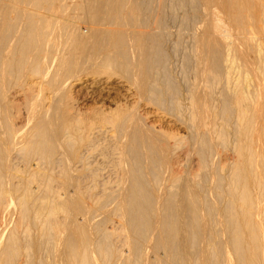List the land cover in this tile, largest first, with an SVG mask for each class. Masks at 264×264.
Wrapping results in <instances>:
<instances>
[{"label": "bare ground", "instance_id": "6f19581e", "mask_svg": "<svg viewBox=\"0 0 264 264\" xmlns=\"http://www.w3.org/2000/svg\"><path fill=\"white\" fill-rule=\"evenodd\" d=\"M82 1H85L83 14L89 16L86 19L100 18L102 7L110 6L111 24H120L126 17H129L130 24H138V0ZM172 1L179 9L192 4V0ZM250 1L202 0L208 18L196 38L195 51L201 63L205 61L209 64L213 84L214 80L217 81L221 76L223 66H227L230 61L227 60L228 57L225 58L227 65H223L221 61V40L224 42L230 38L225 41L226 46L234 48V51L241 55L244 64L249 62V47L257 49L260 55L263 54L260 63L264 62V0L253 3ZM160 3L163 5L164 2L161 0ZM197 3L200 6L199 2ZM60 4L70 11L75 6L82 8L80 0H0V212L5 211L7 202L12 198L15 209L18 208V213L15 211L17 216L13 230L6 236L7 241L3 240L0 245V264H37L31 253L32 244L36 240L37 255L46 250L55 264H264V208L258 212L251 210L254 202L255 206L257 204L253 198L255 195L253 196L251 190V182L256 183L257 175H264V171L259 169V165L264 168V155L259 152L260 149L254 146L257 152L249 145H240L238 161L234 163L233 168L228 166L226 169L229 168L231 173V186L228 187L227 193H224L228 198L225 195L226 198L221 194L217 195V190L214 191L215 196L212 193L202 194L200 188L203 186L199 187L193 178L183 173V161L176 157L181 144L178 135L166 136L164 131H157V128L148 123L147 115L145 114L146 118L140 116L134 108L140 103L135 100L137 91L134 89L135 82H132L136 77L134 63L137 61L134 62L133 59L135 54L131 55L130 41L141 50L139 52L143 54L144 62L140 63L138 60V64H143L147 72L153 67L162 68L165 54L161 48V14L157 13L159 17L154 22L155 31H159L153 30V34L159 35L156 37L149 34L150 37L144 39L146 43L140 37L143 32L140 30L138 33L139 28L135 30L137 33L130 36L122 27L119 30H111V26L109 32L105 29L106 33L98 36L95 24L89 25L88 28L86 26L90 30V33H86L81 25L77 24V20L75 24L69 23L70 19L68 22L63 19L66 23L62 26L59 25L60 22L56 24L53 28L56 31L52 32L51 21L46 16L47 20L44 18L41 22V33L37 34V6H43V9L47 6L53 11L55 6ZM25 6L32 7L34 12L28 11L26 15L24 11L28 8ZM140 8L142 12V6ZM196 8L194 10L197 13ZM63 10L60 9L61 12ZM221 14L225 15L226 19L221 17ZM226 21L231 22L238 30L236 39L230 32L231 25L230 31L227 30ZM21 22L27 24L22 26ZM128 22L126 19V23ZM243 41H247L249 47H244ZM140 53L136 54L140 56ZM88 58L94 59L95 62L89 65ZM230 65L229 68L233 66ZM92 66L96 67L93 71L90 70ZM144 68L142 67V70ZM118 69L120 74L115 72ZM147 72L146 75H149ZM20 75V78L25 75L30 80L31 77L37 79L39 75L53 94L50 106L42 112L43 105L37 102V87L30 85L25 89L26 84L22 89L23 83L19 85V90L16 83L15 88L19 91L16 90L17 92L12 94L23 98L27 110L26 122H22V127L16 125L22 109L9 105L7 101L14 85L12 83ZM117 75H126L125 79L130 82V103L126 106L123 104L122 107L117 106V109L109 114L98 107L99 110L94 109L92 113H88L87 109L85 113L83 108H79L81 99L85 101L93 98L95 94L92 93L95 92L87 90L83 95L81 90L76 92V97L68 94L74 82L83 77L107 76L111 81ZM202 77L204 76L200 77L201 81ZM92 83L97 84L96 80ZM135 87L143 90V87L139 88L137 84ZM90 88L93 89L92 85ZM204 95L200 92L195 98L202 106L200 108H203V114H206L208 109L204 107ZM243 99L245 97L239 94L236 104L240 105ZM231 102L225 101V111L230 109ZM250 107L254 113L259 110L257 104ZM39 110L42 114H37ZM197 112L198 110L194 112L196 114L192 118L193 130L190 129L195 136L189 135L195 138L192 140L195 141L192 142L194 145L191 146H194L199 154L201 165L209 170V167L216 165L212 161L214 143L209 131L207 132V119L197 117ZM254 123L247 125L245 133H251V128L256 127ZM206 126L208 128L202 130V127ZM259 126L257 135H250L253 143L256 142L264 148V124ZM100 156L102 163H98ZM20 162L26 165L33 162L36 171L34 168L27 171L17 169ZM55 169H58V172H55ZM251 177L255 179L250 181ZM57 178L62 182H65V179L70 180L66 182L73 188L71 195L57 191V187L53 186V181ZM34 181L38 183L37 186ZM208 184L207 186L211 183ZM37 230H40L38 234ZM22 240L25 243H21Z\"/></svg>", "mask_w": 264, "mask_h": 264}, {"label": "rangeland", "instance_id": "374dc122", "mask_svg": "<svg viewBox=\"0 0 264 264\" xmlns=\"http://www.w3.org/2000/svg\"><path fill=\"white\" fill-rule=\"evenodd\" d=\"M80 1H81V7L82 8H80L79 6H75L74 8L71 9V11L66 10L61 4H60L61 6L59 5L60 7L55 6V9H53L54 12L52 11V9L47 8V6L44 7V9H43V6H39V7L37 6V12L35 11V13H36V15L41 16V17L37 16V22H38L37 23V26H38L37 27V29H38L37 34H38V32L41 33V29H42V23L41 22L46 16L48 18V20L50 19L49 21H51L50 24H52V25H50V26L52 27V29H51L52 32L56 31V30H53V28L56 24H58L60 22L59 25L62 26L63 23L68 22V20L70 19L69 23H72V22L74 23L77 20L76 21L77 24L79 23L81 25L82 29L86 33H90V30L87 29L88 27H90L89 25L92 24L91 26H94L93 24H95V26H97V27L94 26V28L97 30L96 34L98 36L101 34L104 35L106 32H109L108 29L113 28L111 30H119L120 27H122L125 30L126 34L129 33L131 36V34H135V32L137 33V31H135V30H136V28L137 29L139 28L138 33H140V30H141V33L143 32L142 33L143 35L141 34L140 37L142 38V40H144L145 38H148L150 36H156L157 37V35H159V34H153L154 32L159 31V30L155 31V29H154L155 23L154 22H155V19H157L159 17L158 14H161L160 18L163 21L162 22L163 23V34L165 35L164 36L163 34H160L162 36L161 48H162L163 53L165 54V56H164L165 62L162 65V68L164 70L161 67H159V68L153 67V69L151 71L147 72V70H146V68H144L145 66L143 64H140V65L138 64L139 61H140V63L144 62L143 54L140 53L141 50L132 41H130V44H132V45L129 44L130 45L129 48L132 51L131 55L134 56V54H135V56L133 57V59L135 60L134 62L137 61L136 63H134V67H135L134 71L136 73V77H135V81L132 80V82H133V84L135 82V86L137 84L139 86V88L143 87V90H142V88H140L141 90L140 89L138 90L134 86V89L137 91V93H136L137 96L135 97L136 98L135 100L139 101V103H140V105H135L134 108H135V110L137 109L136 111H138V114H140V116L143 115L146 118V115H147L148 123L150 125L152 124L155 129L157 128L156 129L157 131H162V132L164 131L163 134H166V136H169V135L172 136L173 135V137H176L178 135L177 137L180 138L181 144L179 145V147H178L179 149L176 152V157H179V159L183 161L184 171L183 170H181V171H183V173H185V175H188V177L193 178L194 182L197 183V185L199 187L203 186L202 188L204 190L206 189L208 182H210L211 184H214L211 186V184L209 183L210 185L209 184L208 185L210 186V188H209V186H207L209 189L207 188V190H205V191L202 190V188H200L202 194L206 193L208 195H211V193H212V195L215 196L216 192H218L217 195L221 194L223 196L224 195L226 196L227 194H224V193L225 192L227 193V190L231 186V179H230L231 175L229 176V174H231L230 169L233 168L234 163L236 161H238V159H239V147H240V145H244V146L249 145L250 147H252V149H254L257 152L260 149L259 152L262 153V155H264L263 154L264 148L262 146H259L256 142L253 143L252 136H251L252 134H253V137L256 136L258 133V130L260 129L257 126L264 124V121H263L264 120V110H263L264 106L260 107L261 104H264L263 103L264 101L262 102V100L264 99V62H262V64L260 63V61H262V58H263V57H261V55L263 56V54L260 55V52L257 49L249 47L248 42L245 41V43H244V41H243V43H242L243 46L246 48L249 47V48H247L248 50L251 49V51H247V54H249V58H248L249 62H248V64L247 63L244 64V62L241 58V55L239 53H236V51H234L235 50L234 48H229L226 46L225 41H229L230 38L227 40H224V42H223V40H221V42L219 44V47H222L221 49H223V51H221V53H222L221 54L222 55L221 61H222L223 65H225V64L227 65V61H225L226 60L225 58L228 57L227 60L228 61L230 60L228 62L229 63L228 65H230V63H232L231 65H233V66L231 67V65H230L231 68H229L228 65L223 66L221 76L219 77V79L217 81L214 80V84H213L211 82V81H213V79H212V77H210V75H212V74L210 73V70L208 68L209 64H207L205 61L203 63H201L200 58H199V56H196L197 54L195 51L196 46H197L196 38H197L201 28H204L205 22L208 18V15H207L208 12L205 11L202 0H201V2H200V0H194V1L192 0V2H191L192 4L188 5L187 8L184 7V9L183 8L179 9V7H177L172 0H162L164 2L163 5L165 7L160 3L161 0H152L151 1L152 3L150 2V0L149 1L148 0H143V1L138 0L139 6L140 7L142 6V12H141V8L139 7V12H140L139 21H137L138 24H135V26H134V24L132 25V23L130 24V22H128L129 17L128 18L126 17L125 20L120 23L121 26H120V24H118V22L116 24H111L110 20H109L110 11H111V10H109L110 6H103L102 7L103 10L101 9V11H100L101 15H99L100 18H97L98 20L97 19L93 20L90 17L91 19L87 18V19H89L87 21L86 17H89V16H86L87 14L84 15L85 11L83 8V7H85L84 6L85 1H82V0H80ZM254 1L256 2L257 0H251L250 2L253 3ZM195 2L197 5L195 4ZM197 2H199L200 6L198 5ZM147 3H148V5H147ZM160 5H162V6H160ZM197 6H199V7H197ZM26 8H28V9L26 10ZM26 8H24L26 10V11H24L26 13V15L30 11H33L32 7H30V6L29 7L27 6ZM56 8H57V10H56ZM194 8L197 9V13H196V10H194ZM41 9L45 13L43 11H41ZM60 9H61V11L64 9L63 12H61ZM162 9H164L163 12H162ZM192 9L195 11V15L197 14V16L194 15V11ZM52 14H54V15H52ZM57 14L59 17L55 16ZM60 15L61 16L63 15V17H61ZM107 15H108V17H107ZM103 16L105 18H103ZM161 16L162 17L164 16V17L162 18ZM223 16L225 17L224 19H226V16L221 14V17H223ZM189 17H191V18H189ZM47 18H45V19L47 20ZM101 18H102V20H101ZM39 19H40V21H39ZM58 19H60V21ZM63 19H64V21L66 20V22H64ZM106 19H108V20H106ZM126 19H127L128 23H126ZM79 20H81V21H79ZM92 20H93V22H92ZM200 20H202V21H200ZM76 22H75V24H76ZM86 22H88V23H86ZM226 22H227L226 28H228L227 30L230 31V29H231L230 32H231V34H234L233 37L236 39L237 38L236 35L239 34L238 30L236 29V27L233 26V24L231 22L230 23L228 21H226ZM24 24H27V22L22 23V26ZM113 25H115V27ZM116 25H118L119 27ZM139 25L141 28L139 27ZM230 25H231V28H230ZM50 26H49V28H50ZM86 26H87V28H86ZM92 29H93V27H92ZM153 30H154V32H153ZM99 31H101V32H99ZM91 33H93V31ZM51 34H54V33H51ZM58 34H59V32H58ZM149 34H150V36H148ZM143 42H145V40ZM244 44H246V46ZM132 47H134L133 48L134 51L132 50ZM226 48H228L227 51H226ZM137 52L140 53V56H142V57H140L139 54H136ZM228 53H230V54H228ZM138 57H140V59L142 58V60H140ZM88 59H87V61H89L88 62L89 65H91L92 62L93 63L95 62L94 59L93 60H90V58H88ZM197 59L199 61H197ZM250 62H251V64H250ZM141 66L145 70L144 69L142 70ZM93 68H96V67L92 66V68L90 67V70L91 71L95 70ZM117 71L119 72V74L121 73L119 71V69L115 71L118 74ZM145 72H147V74L149 73V75H146ZM202 73L204 75H200ZM199 75H200V77L204 76V77H202L203 78L202 81H201L200 77H198ZM24 76H22V78H20L21 77V75H20V76H18V78H16L17 80H14L15 82L12 83L14 85H12V88H11L12 91H10V94H8L9 96L7 97V101L9 102V105L18 106L22 109L20 116L23 119L20 118V116H19V120H16V125L18 127H22L23 126L22 122L23 123L26 122L25 120L27 118V116H26L27 113H25V112H27L26 106H24L25 104H23V103H25V101L23 100L22 97H18L19 95L18 96L16 95V97H17L16 98L15 95L12 94V93H14V92L16 93L17 91L20 90L19 85L24 83L21 87L22 89L26 84H27V86L24 87L25 89H26V87H29L30 85H35L37 87V99L41 98L40 100L38 99L37 102L39 101L40 103H42L43 108H44V109L42 108V112H43V110L48 109L47 107L50 106L49 103L52 102L51 100L53 98L52 90L46 85V83L42 82L41 77L39 75H37V79H34L31 77V80H30V78H27L28 76H25V77ZM125 76L126 75H123V76L117 75L111 81H109L107 79V76H105V77L99 76L100 78H94L93 76H89L91 78L83 77L80 81L74 82L72 87L69 88L68 94H70L72 97H76V95H77L76 92H80L81 90L83 91L81 93L82 94L84 93L83 95H85L86 92H88L87 90L95 92L92 94L93 95L95 94L96 96L95 95L93 96L91 94L93 96V98L90 97L89 99H87L85 101H82V99H81V101L79 103V105H80L79 108L80 107H81L80 109L83 108V112L86 111L85 113H87V110H88V113H92V111L94 109L97 110L99 108L100 110H105L106 113L109 114V113H111L110 111H112V112L115 111L117 109V106L119 107V105H121V107H122L123 104L126 106L127 104L130 103V101L128 99L129 98L128 97L129 96L128 86L130 87V85L128 83H130V82H129V80L127 81V79H125L126 78ZM198 79H199V81H198ZM93 80H96L97 84H93L92 83ZM143 80L145 82H143ZM208 80H210V82ZM22 81H24V82H22ZM125 81H127V82H125ZM215 81H216V83H215ZM257 81H259V82H257ZM30 82H31V84H30ZM104 82H106V83H104ZM16 83H18L19 90L17 87L15 88V86L17 85ZM142 83H143V85H142ZM89 85L90 86L92 85L93 89H91ZM124 85H126V86H124ZM146 85H148V86H146ZM42 87H44L45 89ZM144 87L146 89L150 88L149 89L150 91L148 89L146 90ZM40 90H42V91H40ZM151 91H153V92H151ZM256 91H257V93H256ZM38 92H40V94ZM154 92H157V93L154 94ZM196 92H198V94L200 92L205 94L204 95L205 96L204 101L207 104L205 103L204 107H206V110L208 109L206 114L205 113L203 114L204 110H203V108H200L201 105H199L198 99L195 98L196 96H198V94ZM100 93H101V96H100ZM239 94L245 97V99H243L244 101L242 100V103H241L243 105L236 104V100H237V97L239 96ZM38 95H39V97H38ZM234 95H235V98H234ZM13 96H14V98H13ZM255 98H257V99H255ZM9 99L10 100L12 99V100L10 101ZM13 99H15V100H13ZM226 100H228L229 102L232 101L231 107H230L231 110L230 109L228 111L224 110L223 107H224V103ZM11 102H12V104H11ZM258 102H260V103H258ZM208 103H209V105H208ZM254 104H257L258 109L260 111L258 110L255 113L253 112V110H252L253 108L251 109L250 106L251 105L253 106ZM233 105H234L235 109H234ZM244 105H246V106H244ZM136 106H138L140 108H137ZM240 106H241V108H239ZM90 108L91 109L93 108V109L91 110ZM248 108L250 109L251 112H249ZM138 109H140V110H138ZM193 109H195V110H193ZM196 110H198V112H199V113L197 112L199 114L197 117H200L201 119H202V117L204 119L205 118L207 119V122H208L207 125L209 126V129L207 130V132L209 131L208 133L210 134L211 139H212L213 143L215 144V145L213 144V147H214L213 150H215V152L213 151L212 161L216 165H215V167L213 166V168L209 167L210 171L208 170V168H204L201 165V160H200L199 154H197V152L195 151L194 146H191V145H194V143H192V142H195V141H192L195 139V138L193 139V137H195V136H193L194 133H193V131H191V130H193L191 125H192V118L196 114V113H194V112H196ZM42 112L39 110V113H37V114H42ZM227 112L231 117H229V115H227ZM224 115L225 116L227 115V116L224 117ZM240 117H242V118L240 119ZM244 118H246V119H244ZM254 119H255V123H254ZM242 121H245V122L247 121V122L245 123ZM248 121H249V123H248ZM251 123H254V125L256 124V127L251 128V130H252L251 133H245L244 130H246L247 129L246 127H248L247 125H249ZM189 126H191V127H189ZM208 126H206V128L202 127V130H206L208 128ZM235 130H236V132H235ZM254 132H256V133H254ZM236 133H237V135H236ZM240 133L244 134L245 136L241 135ZM191 134L193 137L189 136ZM174 135H176V136H174ZM249 135L251 137H249ZM237 137H238V139H236ZM243 137H244V140H243ZM247 137H249V138L247 139ZM239 141H240V143H239ZM189 142H191L192 144ZM241 142H243V143H241ZM254 146H257L258 150ZM235 148H236V150H235ZM175 150H177V149H175ZM99 151H101V149ZM101 158H102L101 156H100V158H98V161L100 160V162L97 161L98 163L103 162V159H101ZM30 163L32 165L29 163L26 165V164H23L20 162L17 164V167H18L17 169H20L21 171H24V170L27 171L29 169L32 170L34 168L33 170L36 171L35 164L33 162H30ZM37 164H38V162H37ZM226 164H228V165H226ZM228 166L230 167V169L228 168L229 171L226 170ZM183 167H182V169H183ZM40 168H42V167H40ZM262 168L263 167L261 165H259L260 171H264V168L263 169ZM213 169L215 172L213 171ZM222 169H225V170L222 171ZM37 171H39L38 168H37ZM208 171H209V173H208ZM260 171H259V173H260ZM55 172H58V169H55ZM187 172H189L190 174L189 173L187 174ZM220 173H221V175H220ZM54 174L58 175L59 173H54ZM193 174H194V176L192 177ZM204 175L206 177H204ZM207 175L209 178L207 177ZM200 176H202L201 177L202 179L200 178ZM227 176H229L228 179H227ZM257 176H255V178L257 177L258 179L257 178L256 179L258 181L254 177H253V179H252V177L250 178V181H251V179L252 180L255 179V182H256V183H254V181L251 182V184H253V185H251V190H252L253 196L255 195V197H256V198L255 197H253V198L255 201H257L256 206H255V202H254L253 206L251 207V210L253 212H255L256 210L258 212V210H260L261 208H264V195H263L264 194V181H263L264 175H262V176L257 175ZM210 177H211V179H210ZM223 177H225V178H223ZM7 179H8V181L10 180V178H7ZM199 179H200V181H199ZM57 180L55 179L54 180L55 182L53 181V186L57 187L56 188L57 191H59L61 194L63 193V194L71 195L73 188L71 187V184L66 182V181L69 182L70 180L65 179V182L63 181L64 184L58 178H57ZM211 180H215V181H211ZM218 180L220 183L218 182ZM260 180H262V181H260ZM12 181L16 182L13 179H12ZM36 181L38 182L37 179H36ZM36 181H34V185L37 186L38 183ZM201 181H202V183H200ZM221 181H223V182H221ZM35 182L37 184H35ZM203 182H204V184H203ZM205 183H206V185H205ZM223 183H224V186H223ZM67 184L69 185V187ZM218 184H221L220 185L221 188L217 186ZM260 185H261V189H260ZM58 186H59V188H58ZM225 186H226V188H225ZM213 187L214 188L216 187V188L214 189ZM219 189L221 192L219 191ZM214 191H216V192H214ZM9 196H11V195L9 194ZM226 197L228 198V196H226ZM258 203L260 205H258ZM15 206L16 205L14 204V199L12 198L10 201L7 202V207H6L5 211L3 210L2 213L0 212V245H2L3 240L7 241V237L10 234L9 231L11 229L13 230V227L15 225V216H17V213H18L17 212L18 208L16 207V209H15ZM15 211L17 212L16 214H15ZM255 214L258 215L257 213H255ZM39 231L40 230H37V234L39 233ZM20 234L21 235L23 234V232H21V230H20ZM21 243H25L24 240H22ZM31 253L36 258L37 264H55L56 263L49 256V253L46 250H42L37 255V240L32 244Z\"/></svg>", "mask_w": 264, "mask_h": 264}]
</instances>
